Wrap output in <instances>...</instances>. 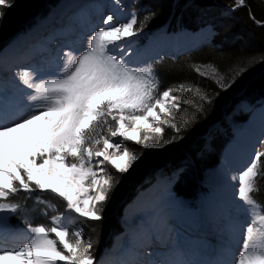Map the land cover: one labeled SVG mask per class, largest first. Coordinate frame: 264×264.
<instances>
[{"label": "snow or ice", "instance_id": "obj_1", "mask_svg": "<svg viewBox=\"0 0 264 264\" xmlns=\"http://www.w3.org/2000/svg\"><path fill=\"white\" fill-rule=\"evenodd\" d=\"M14 3L15 0H0V21L6 15L4 9ZM236 3L243 5L244 0ZM154 15L151 12L146 16L140 29L134 28L138 23L137 12L119 25L109 15L103 20L106 27L90 35L86 48L69 47L63 53V67L57 66L52 71L31 67L17 71V79L29 91L23 93L24 103L9 106L0 102V200H7L22 189L29 198L43 202L42 197H33L32 193L51 192L66 202L67 212L78 214L77 220L102 221L104 206L120 181L116 179L113 183L108 175L98 176L97 170L103 172L101 165L107 162L123 175L142 155L127 149L120 154V143L111 138L144 141L145 148H164L185 138L183 130L174 123L171 127L176 135L163 143H147L151 137L141 133L142 128H151L161 134V125L173 118L166 102L179 110L181 100L172 94V88L157 95L159 77L152 65L136 66L127 59L124 41L142 31ZM246 70L241 68L227 84L223 76L213 78L223 91L232 87ZM196 71L206 75L199 68ZM212 71L215 74L217 70ZM176 88L184 89L185 85ZM203 99L212 104L214 97ZM159 113H164L165 118ZM109 119L114 124H108ZM154 121L160 123L154 126ZM188 123L184 121L185 125ZM102 125H108L109 136L93 139L92 134ZM101 139L103 147L99 148ZM261 157L264 152H257L238 177V197L244 204L236 205L237 212L247 213L249 219L246 228L238 216L230 221V228L242 229L243 239V248L234 264H264V214H260L264 212V205H259L260 212H255L259 202L252 196L254 191H259L257 180L264 178V168L258 167ZM93 190L96 191L94 198ZM89 201L91 209L87 207ZM19 208L18 203L0 202V231L10 219L8 214L16 213ZM51 223L50 228L29 223L28 241L18 250L0 249V264H100L91 251L95 242L85 243L82 230L70 232L60 217H53ZM70 236L75 237L74 242ZM149 264L167 262L152 260ZM174 264L195 262L181 260ZM211 264L228 262L217 260Z\"/></svg>", "mask_w": 264, "mask_h": 264}, {"label": "trees", "instance_id": "obj_2", "mask_svg": "<svg viewBox=\"0 0 264 264\" xmlns=\"http://www.w3.org/2000/svg\"><path fill=\"white\" fill-rule=\"evenodd\" d=\"M55 1L15 0L12 7L4 9L6 15L0 21V40L13 34L18 25L25 23L38 13L39 9H43L44 3L52 4ZM212 3L217 4L215 9L210 0H139L136 24L139 29L141 22H145V17L155 12L143 29L151 30L165 24L168 19L174 24L178 18L182 26L191 30L210 24L215 30V36L212 45L177 58H165L152 65L159 77L157 94L165 89H174L172 94L181 98L180 109L170 110L173 118L170 123L161 126V134L149 131H142V134L151 137L147 143H163L165 139L176 135L171 127L174 123L183 130L185 138L164 148H145L144 141H127V150L135 155L142 153L140 159L123 175L113 167L105 168V175L110 176L113 183L116 179L120 182L110 201L104 206L103 220L82 222L85 242H95L91 250L94 256L108 245L111 233L117 231V222L111 214L118 209L119 202L129 201L135 190L143 186L144 179H152L157 170L163 171L166 167L181 168L174 191L181 196H194L201 171L217 164L228 137L214 133L204 141L208 128L215 123H221L229 132L222 118L223 107L227 106L226 112H230L240 101L255 102L264 97V60L261 59L264 57V0H244L243 5L238 8H235L236 0H214ZM226 7H234V10L225 12ZM197 68L206 75L201 76L196 71ZM213 68L217 70L215 74ZM241 68L247 70L227 90L222 91L215 83L213 76L215 79L223 76L224 83L227 84ZM180 84H184L185 88H176ZM189 87L191 91L188 90ZM204 96L214 97L213 103H205ZM197 108L200 111H197ZM233 115L237 120H245V115ZM185 120L189 121L187 125L184 124ZM108 124H112L110 119ZM106 127L108 128V125L98 127L92 134L93 139H100L106 132ZM100 144L97 147H100ZM260 152H264V142ZM258 167L264 168V157H261ZM257 185L259 191H254L252 196L259 202L258 205H264V178L258 179ZM15 195H18L19 201L27 207L28 219L35 223L45 222L35 203H30V199L24 198L20 192ZM53 200L59 209L63 210L64 201L56 197Z\"/></svg>", "mask_w": 264, "mask_h": 264}, {"label": "bare ground", "instance_id": "obj_3", "mask_svg": "<svg viewBox=\"0 0 264 264\" xmlns=\"http://www.w3.org/2000/svg\"><path fill=\"white\" fill-rule=\"evenodd\" d=\"M118 1L72 0L74 8L81 12L73 21L68 20L67 22L70 23L71 28L77 22L80 23V30L87 28L85 33L88 37L85 35L76 36V29L71 34V28L64 24L61 25L59 19L56 18L57 12L59 14L70 10L69 8L62 11H57L58 8H55L53 10L55 15L52 19L49 17L50 19L47 18L40 24H34L37 26H33L22 37L20 34L19 37L13 38V41H7L0 50V79H4L3 87L0 86V102L7 103L9 106L26 102L23 93L29 90L25 89L17 78L10 80L5 78L7 73H13V69L9 70L11 66L24 68L23 66L26 67L30 63L40 62L34 68L52 71L57 66L63 67L61 60L63 53L69 47L80 48L83 46L86 48L90 35L100 27H106L103 25V20L107 16L112 15L113 23L117 25L127 22L126 13L120 10ZM45 23H47L46 26ZM44 27H52L55 30V35L52 37L65 43L60 51L57 52L56 49H53L55 47L52 48L48 41H41V43L43 42L41 46L30 47L35 36ZM80 30H78L79 33H81ZM199 31L200 29L193 34H198ZM69 35L73 37L70 42L67 41ZM124 43L127 45V59L136 66H139V62L152 59L163 51L179 49L187 44L186 41L172 40L165 44L149 42L145 46H141L139 38L136 36L128 38ZM43 46H46L47 49L44 50ZM46 50H50L49 54ZM189 51L194 52L196 49L192 48ZM46 54L47 58L44 57ZM254 114L250 116L252 117ZM251 117L226 145L219 163L210 171L211 178L205 181L211 190L209 198H198L193 201V204L199 207L200 213L192 215L189 213L190 210L188 211V205L179 201L165 200L167 193L154 197L159 190H154L141 200L137 199L125 215L127 225L125 224L126 228L122 237L127 236V238L120 244L119 250V241L117 240L118 243L114 246L111 257L106 260L107 264H149V261L152 260H161L167 264H174L181 260L193 261L195 264H211L213 261L223 260L228 264H234V261L238 259L239 251L243 248L242 229L230 228L229 224L234 217L238 216L243 227L246 228L249 219L247 213L237 212L236 205L240 200L238 177L255 159L258 146L261 143V135L264 133V126L261 124H264V118L259 125L258 121L256 122L257 128H254L252 124L247 127ZM246 131L248 133L245 134ZM234 177L236 179H233ZM159 193L161 194V191ZM72 214L74 217L78 216L76 213ZM68 220L67 216L61 219L64 222ZM42 225L50 228L47 224ZM213 225L216 226V231L211 234L209 230ZM7 226L9 224L0 231V249L18 250L24 246L31 234L27 232L25 238L11 242V239L8 240L6 236L1 235L7 230ZM218 228L221 230L219 231ZM193 231L195 235H192ZM222 233H228V245H220Z\"/></svg>", "mask_w": 264, "mask_h": 264}, {"label": "rangeland", "instance_id": "obj_4", "mask_svg": "<svg viewBox=\"0 0 264 264\" xmlns=\"http://www.w3.org/2000/svg\"><path fill=\"white\" fill-rule=\"evenodd\" d=\"M114 1H116V0H114ZM134 1L135 0H119L118 1L119 2L120 10L121 11H124L126 13V17H125L126 20H129L131 18V14L134 12V9L133 8L137 5V2H136V4H134ZM210 1H211V4L214 5V8L213 9H215L216 8L215 5H217V4L216 3L215 4L212 3L214 0H210ZM65 2L66 1H64L63 4ZM173 9H174V6H173ZM228 10H233V8H228V9L226 8L225 9V11H228ZM53 14L55 15L54 12L50 15V18L51 19H52L51 16H53ZM32 17H31L30 20H28L29 22H25L24 24L18 25V28L15 29V31H14V36H12V38L8 39L7 41H10V40L13 41V38L19 37L20 34L22 33L21 31H23L25 29H28V30L31 29L34 26V24H32V23H34L35 21L39 20L38 16L37 17H34L35 19L32 18ZM135 29H136V27H135ZM142 30H145V29H142ZM166 30H168L169 32L166 31ZM209 34H210V29L209 28H205V29L200 30L198 34H192V33L188 32L186 30H183L181 28H176L175 30H171L170 31V29H168L166 27H161V28H159L157 30H154L152 32H143V31H140L136 35V37L139 38V42H140V45L141 46H143V45L145 46L149 42H157V43H163V44H165L167 41H172V40H179V41H186L187 42V44L181 46L179 49L178 48L175 49V50H169L168 49L166 51H163L162 53H159L155 57H153V59H158V58H160L164 54L165 55H174L175 56V55H177L181 51L187 52V51H189L192 48H196V46H199V45L203 44L205 41H207V37H208ZM146 38H147V40L142 41V40H144ZM7 41H3L2 43H0L1 44L0 45V50L3 47V45L7 43ZM141 41H142V43H141ZM147 41H149V42H147ZM170 51H173V52H170ZM263 70H264V68H263ZM166 103H167V106H168V110L170 111L172 109L171 102H166ZM239 105L236 106L233 109V112L238 113L240 111L241 113L247 114L248 115V118L251 117L250 115H252L253 113H255L251 117L250 123L247 124V127H249V125L252 124V126H254V128H257L256 127L257 126V123L256 122L258 121V125H259V123L261 122V120L264 118V101L260 102L257 105H252V104H250V103H248V102L245 101L243 103H240ZM157 111H158V109H157ZM159 114H160L161 118L163 119V116H165V114L164 113H159ZM226 121L230 124V128H232L231 130H232L233 136L231 137V139H233L236 136V134L241 129V127L243 126V124L246 125L245 122H237L232 117H228V115L226 116ZM159 123H160L159 121H154L153 122L154 126L156 124H159ZM261 124L263 125V123H261ZM161 126H164V125H161ZM142 131H149V132L155 133L151 128H142L141 129V133H142ZM220 132H224V129H221ZM246 133H248V131H246L245 134ZM224 134H225V132H224ZM224 134H222V135H224ZM108 136H109V129L106 130V133H105V136L104 137H108ZM111 139H114L115 141H117L118 143H120V145H121V147L119 149L120 154H123V152L125 151V149H127L125 147V143L127 141H131V140H124L123 138H121L119 136H117L115 138H111ZM102 147H103V141L101 142L99 148H102ZM99 159L102 160L103 157H100ZM107 166L113 167L110 164H108L107 162H105L103 165H101V167L104 169V171L101 172V171L97 170L98 171V176L105 175V168ZM214 168L205 169L200 174L201 175L200 184L205 188V193H200L199 194V197H205V195L207 193L210 194L211 190L205 184V181L207 179L209 180V178H211L210 171L213 170ZM178 172H179V170H177V171L175 170V172H172L171 174H164L162 176L155 177L154 178V181L151 182V184H149V186H147L146 188H144L142 190H139V191H136L135 192V197L131 200V202L126 203V200L125 201L124 200L123 201L121 200L119 202L118 209L111 214V217L113 215V218H114L115 222H117V231L114 232V233H112V235L110 236L111 237V239H110L111 242H110L109 248L103 250V252L101 253L102 255H104V257H102V258H103V260H105V264H107L106 260H109V257H111V255H112L111 252L113 251V248L116 245V243H118V241H119V244H120L121 240L123 241V237L122 236H123V233H124L125 228H126L125 227V224L127 225V223H126V218L127 217L125 215H126L128 209L131 207V205L137 199L138 200L139 199L141 200L144 197L148 196L154 190H159V192L161 191V194L159 192H156L155 195H154V197H157L159 195L162 196V194L167 193L166 196H165V198H164L165 200L172 201V202L179 201V202H182V203L188 205V211L190 210L189 213L192 214V215L193 214H196V213L198 215L200 213L199 212L200 211L199 210V207L198 206H195V204H193V202H188L189 200H186V199H183V198H178V197L175 198L174 196H172V194H173L172 193L173 192L172 191V184H173L176 176L178 175ZM97 188H98V186H97ZM22 191H24V190H22ZM47 193H51V192L41 193L40 191L37 190L34 193H32V196H35L36 195V196L42 197V195H47ZM95 195H96V191L95 190L91 191V196L93 198L95 197ZM27 196H28V194H27ZM85 198L87 199V197H85ZM154 199H156V198H154ZM201 199H204V198H201ZM240 201L241 200L238 201V205L241 204V206H243L244 202L243 201L240 202ZM0 202H4V200H0ZM41 203H42L41 205L47 207V210H48V208H50L53 212L55 211V207L54 206H50V205L48 206V204L45 201H43ZM87 207H88V209H91V201H89ZM255 210H258V212H260L258 206H257V208ZM65 216H67L69 218V220L67 222H64V224H66L68 226L70 232H72V233H74V232H76L78 230H82L83 231L80 223H82L83 221L90 220V219H85V218H80L79 220H77L76 219L77 216L74 217V214L67 212V207L65 208V215L63 217H65ZM48 223L50 224V227L53 226L52 223L49 220H48ZM119 228H121V232H119ZM83 235H84V232H83ZM52 237L54 238V234H52ZM82 238H83V241L85 242L84 237H82ZM69 239L72 242H74L75 237L74 236H70ZM119 239H121V240H119ZM87 242L88 241H86L85 243H87ZM58 247H61L62 248V246H60L59 244H58ZM108 250L109 251L111 250V251L109 252ZM105 251H108V252L105 253ZM109 253H110V255H109ZM101 254H100V256H102ZM103 260H101L100 262L103 263ZM170 260L173 261V259H170ZM60 264H62V262H60Z\"/></svg>", "mask_w": 264, "mask_h": 264}]
</instances>
